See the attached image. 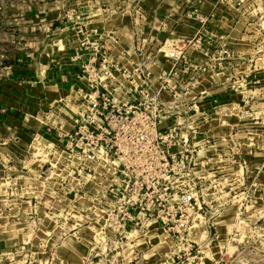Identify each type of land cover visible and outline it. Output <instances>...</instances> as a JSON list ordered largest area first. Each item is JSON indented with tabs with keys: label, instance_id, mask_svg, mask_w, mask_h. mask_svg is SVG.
<instances>
[{
	"label": "rangeland",
	"instance_id": "1",
	"mask_svg": "<svg viewBox=\"0 0 264 264\" xmlns=\"http://www.w3.org/2000/svg\"><path fill=\"white\" fill-rule=\"evenodd\" d=\"M27 1L0 0L1 77L9 74L17 65L26 67L28 61L24 56L32 53L22 40L23 35L29 31L24 23L27 22L26 12L22 9L27 6ZM143 1L145 0H118L108 12L102 13L110 19H117L121 14L130 16L127 25L130 27V40L127 45L123 41L125 46L121 45L122 40H119L117 34H107L96 29L92 30V34H96L97 39L86 38L90 31L86 32L84 22L89 14L72 7H66L60 15L46 21L44 29L41 30L68 29L77 38L86 34L85 39L78 41L77 47L74 46L71 58L78 54L77 60L83 52L93 55L96 51H104L102 38L109 40L106 48L114 45V54L118 56L116 59L113 56L110 58L119 63L124 71L127 70L125 75L129 73V76L126 81L134 83L137 73L140 72L150 78L147 87L143 89V84L141 88L134 90V93L126 94L128 97L140 98L163 91L157 82L156 71H163L160 59L165 51L167 54L176 46L187 56L186 63L181 64V69H178L175 76L177 93L173 94L178 98H185L188 102L194 99L188 106L185 118L189 120L184 123L182 132L188 129L193 132L195 128L198 129L199 124L209 125L200 135L206 142L204 149L210 160L207 183L203 188L207 214L204 218H195L187 237L189 241L194 242L197 257L193 261L188 260V263L186 259L190 257L183 250L184 247L172 235L157 230L154 223L145 225L141 222L140 226L133 227L127 235L120 238L108 228L109 210L105 211V216L103 214L95 217H76L65 212L63 217L59 213L61 214L65 205L51 192L48 197L51 200L44 203L45 207L52 208L54 217L39 215L38 220L28 226L31 228L29 233L33 234V231L39 229L36 235V240H39L40 229H47L44 227L47 221H54L73 230L69 224L70 220H75L73 231L78 232L75 234L77 241L83 246L87 242L92 245V250L88 257L83 259V264H264V0H207L211 4L210 8L202 7L201 0H189V6L197 4L202 9L195 7L190 9L188 14L187 10H177L182 19L179 26L195 24L196 19L203 16L205 22L201 23L200 31L190 37L180 35L178 30L174 31L175 28H172L165 33V38L161 34L163 26L160 19L156 18L159 10L157 9L156 14L155 8L147 9L145 4L149 0H146L145 4ZM10 6L17 7V10L14 7L12 11ZM28 19L38 20L35 17ZM163 47H167V50L164 51ZM20 55L21 63L15 61ZM41 57H38L37 62L43 59ZM86 62L79 64L76 73L78 78H81V71ZM134 69H137L135 73ZM123 94L115 95L122 97ZM0 115V177L3 186L4 175H8L7 167L12 165L10 162L14 161L15 165L18 161L22 168H25H16L17 177H21L15 180L11 190L5 188L6 203H0V212L10 213L14 210L15 222L25 225L29 219L22 214L25 211L19 212L18 205L22 203L19 206L21 208L26 206L19 198L21 194L24 197L26 193L18 190L27 187L31 191L37 188L41 192L38 185H28L20 181L24 176H33L32 165L36 163L37 155L33 148L36 145L32 138L25 139L27 135L21 133L26 132L28 128L32 129V118L27 113L22 116L17 114L14 117L17 120L15 122L7 119L13 116L7 110ZM16 130L18 134L14 136L13 132ZM55 133L56 128L51 131V134ZM49 142L51 146L48 148L54 146L57 149L52 155L54 159L49 162L57 171L56 159L59 158L60 148H57V142ZM35 143L38 146L42 140ZM44 143L48 144L45 141ZM198 154L201 155L200 152ZM74 160L71 164L76 165L78 161ZM50 171L53 170L44 168L41 177L49 176ZM6 186L9 188V184ZM82 187L87 190L86 184ZM77 194L71 195L72 200ZM39 199L37 196L36 201L33 200L32 203H39ZM257 200L259 205L255 202ZM88 203L89 200L86 199L78 204L81 205L80 208L88 210ZM70 205L72 207V204ZM57 214L61 217H55ZM102 219L104 223H101ZM92 223L93 227H101L94 239H91V231H94ZM73 231H66V235L72 234ZM1 236L8 240L4 233H1ZM8 242L11 241L0 246V264L14 263L12 248L7 245ZM13 248L16 249L17 246ZM20 256L25 255L21 253ZM23 258V264H28L26 258Z\"/></svg>",
	"mask_w": 264,
	"mask_h": 264
},
{
	"label": "crops",
	"instance_id": "2",
	"mask_svg": "<svg viewBox=\"0 0 264 264\" xmlns=\"http://www.w3.org/2000/svg\"><path fill=\"white\" fill-rule=\"evenodd\" d=\"M117 1L118 0H28L25 2L27 6L22 8L27 16V22L24 23L29 29V31L23 35L22 40L24 45L29 47L32 53H28L24 56L28 61L26 67L17 65L9 74L6 73L5 77H1L0 75V113L7 110V112L11 113L13 116L6 118L12 119L15 122H17V120H15L14 117L17 114L18 116H22L23 113H27L29 117L32 118V129L28 128L26 132L21 133L27 135L25 139L27 137L32 138V142L36 145V147L33 146L35 154L37 155L35 158L36 163L32 165L31 171L33 176L30 178L24 176L20 181L28 185H38L41 192H39L37 188L31 191L27 187L18 190L21 193L22 191L26 193H24V197L23 194H21L19 198L21 199L20 202H23L27 207H19L22 204L20 202L18 205L19 212L25 211V213L22 214L29 219L28 222L24 223L25 225L15 222L14 210L10 211V213L7 211L3 213L0 212V246L6 245L9 240L13 242L12 244L11 242L7 244L12 248L11 255L14 257L13 264H23V257L26 258L28 264H83V259L87 258L90 254L92 250L90 242L86 241V245L83 246L77 241L75 234L78 232L73 231L75 229L74 225H76L75 220H70L71 224H69L70 226L72 225L71 227H73V230L59 225L54 221H47L46 226H44L47 227V229L43 227L40 229L41 237L39 240H36L39 229L33 231V234L29 233L31 228H28V226H32V223H35L36 219L38 220L39 215H45L46 217H48V215L53 216L54 211L53 213L51 212L52 208L49 206L45 207V203L51 200L48 198L50 192L55 195L58 201L65 205L64 210L61 211V214L59 213V215L63 217L65 212L67 215L70 213L76 217L85 215L95 217L102 216L103 214L105 216V211H108L109 207L113 206V203L106 194L109 181L112 177L102 166L96 163H87L89 167L95 170L92 177L88 180H84L83 185L85 186L86 184L87 190H83L84 187L81 186V194L72 200V194L68 189L69 184L80 185V182L73 177L80 163L76 162V165L71 164L74 163L75 158L64 152V140L61 134L70 131L72 119L78 111V108L82 107L79 90L83 87V80L78 78L76 73L79 64L87 60L88 54L83 52L79 60H73L71 56L73 55L74 46H76L81 39H85L86 34L77 38V36L69 32L68 29H54L51 31H42L41 29H44V23L46 21H50L57 15H60L66 7H72V9L75 8L89 14L84 22L86 32L88 30L90 31L86 38H90L91 40L97 39L98 36L92 34V30L96 29L107 34H117L119 40H122L121 45L125 46L130 40V36L128 35L130 33V27L127 26L129 25L130 16L121 14L117 19H110V17L107 18L108 15L102 14L103 12H108L109 8L115 5ZM119 1L123 2L124 0ZM143 3L145 4L146 0L143 1ZM201 5L206 8H210L209 6H211L207 0H201ZM14 7L10 6L12 11H14ZM145 7L149 10L155 8L156 14L158 12L157 9L159 10L156 18L160 19V24L163 26L161 34H163L164 38L167 36L165 33H168L172 28H175L174 31L178 30L180 35L190 37L193 34L196 35L197 31H200L201 22L198 18L195 24H180L179 26L182 19L179 17L177 10L181 9L183 12L187 10L186 12L188 14L190 13L189 10L195 7L202 9V7L197 4H191L189 6V0H149L145 4ZM15 8L17 10V7ZM34 17L38 18V20L32 21L28 19ZM195 27L197 29H195ZM165 28L169 29L166 30ZM102 41L104 42L106 52L110 57L113 56L116 59L118 56L114 54V45H110L112 49L110 50V48H106V44L108 45L110 41L103 38ZM123 41H125V45ZM163 49L165 51L167 47H163ZM164 53L165 54L160 59L162 70L165 73H169L172 70L174 61L170 58V50L167 54L166 51ZM39 56L42 60L37 62ZM21 58L22 56L20 55L15 61L20 62ZM81 58L83 59L81 60ZM159 71L158 69L156 73H159ZM5 78L7 79L5 80ZM118 82L126 87L131 85L129 81H125L123 78H119ZM117 93L121 94L119 90ZM41 97H43V99ZM159 97L163 101L168 99L167 94L161 90L159 91ZM193 101L194 99L192 98L191 102ZM205 103L206 101H204L203 104L205 105ZM195 112L197 113L196 109ZM208 126L207 124H199L198 129L199 131H204ZM54 128H56V133L51 134ZM15 134H18L17 130L13 132L14 136ZM38 140H42V143L37 146L35 142ZM43 140L46 143L48 142V144H45ZM49 141L57 142V148H60L59 158L56 159L57 171H55L54 166L49 163L54 159L52 155L56 153L55 151L57 150L54 146L48 148L51 146ZM193 142L195 146L200 145V142H198L196 138ZM200 154L199 157H204L206 156V151H200ZM209 161V156H207V165L203 175L205 177L208 173ZM10 164L12 165L7 167V173L10 176L4 175L3 179L5 181V187L0 177V185L2 184V186H0L1 205H5L6 203L4 201L5 188L11 190L15 180L21 177H17L16 170V168H22L21 163L17 161L14 165L13 161L10 162ZM44 168L53 171H50L49 176L42 178L41 173H43ZM7 184H9V188H7ZM12 192L16 191L12 190ZM36 195L40 198V201H38L39 203L33 204L32 201H36L37 199ZM86 199L89 200L88 210L80 208L81 205L78 204L85 202ZM101 200H103V204L100 205ZM255 202L259 205L258 200ZM37 204H39L38 209H36ZM70 204H72V207H70ZM15 205H17V203H15ZM43 210L44 214H42ZM59 215L57 214L55 217H61ZM107 216H109V211L107 212ZM101 223H104L103 219ZM93 225L92 223L94 231H91V239H94L95 236L98 235V232L101 231V227H93ZM66 231H73V233L66 235ZM1 233H4L5 237H8L7 241L1 236ZM15 246L23 250L18 251L17 248H13ZM21 253H24L25 256H20ZM202 258L203 257H201V259Z\"/></svg>",
	"mask_w": 264,
	"mask_h": 264
},
{
	"label": "built area",
	"instance_id": "3",
	"mask_svg": "<svg viewBox=\"0 0 264 264\" xmlns=\"http://www.w3.org/2000/svg\"><path fill=\"white\" fill-rule=\"evenodd\" d=\"M198 19L205 22L203 16ZM169 55L174 61L172 70L157 76L168 96L163 101L158 92L140 98L126 96L143 84V89L147 87L150 78L137 73L134 83L126 87L118 80L126 81L129 73L125 75L127 70L120 68L106 50L89 54L81 71L82 107L73 117L70 131L61 137L65 153L80 162L93 160L111 175L106 190L113 203L108 228L115 236L124 237L141 222L154 223L157 230L175 237L190 263L197 251L194 242L187 239L189 231L195 217L207 214L203 190L207 178L203 175L208 154H198L206 144L200 137L203 131L195 128L182 132L189 120L185 117L190 103L175 96V76L187 56L176 46ZM118 90L121 94L124 91L122 97L115 95ZM195 138L199 146L194 145ZM94 172L80 163L73 177L81 183ZM68 189L75 196L79 192L73 184Z\"/></svg>",
	"mask_w": 264,
	"mask_h": 264
},
{
	"label": "bare ground",
	"instance_id": "4",
	"mask_svg": "<svg viewBox=\"0 0 264 264\" xmlns=\"http://www.w3.org/2000/svg\"><path fill=\"white\" fill-rule=\"evenodd\" d=\"M172 150H174V148H172ZM79 163H83V164H85V165H87V163L88 162H93V163H95L93 160H84V161H82V162H80V161H78ZM88 166V165H87ZM90 177H92V175L91 176H89V177H86V178H84L83 180H82V182L80 183V185H76V188H78V190H79V192H78V194H77V196H79L80 194H81V186L84 184V180L85 179H89ZM110 214V213H109ZM197 217H199V216H197ZM196 218V217H195ZM195 220V219H194Z\"/></svg>",
	"mask_w": 264,
	"mask_h": 264
}]
</instances>
